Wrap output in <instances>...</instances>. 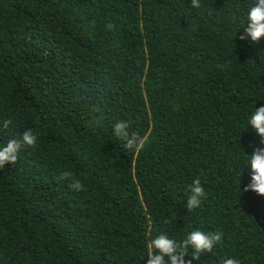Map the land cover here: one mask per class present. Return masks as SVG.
Masks as SVG:
<instances>
[{
	"label": "trees",
	"instance_id": "1",
	"mask_svg": "<svg viewBox=\"0 0 264 264\" xmlns=\"http://www.w3.org/2000/svg\"><path fill=\"white\" fill-rule=\"evenodd\" d=\"M191 3L0 0V147L38 137L0 169V264H146L151 239L195 230L222 240L193 264H264V196L240 189L264 106V38L240 39L255 0Z\"/></svg>",
	"mask_w": 264,
	"mask_h": 264
},
{
	"label": "clouds",
	"instance_id": "2",
	"mask_svg": "<svg viewBox=\"0 0 264 264\" xmlns=\"http://www.w3.org/2000/svg\"><path fill=\"white\" fill-rule=\"evenodd\" d=\"M191 6L199 8L200 0H192ZM245 32L240 36L241 40L251 38V42L259 43L264 38V0H255L253 6L247 13V23ZM12 123L5 120L3 127L7 129ZM254 132L260 136V144L255 146L253 153L248 154V168L250 169L251 180L249 184L241 188V193L254 191L259 196H264V106L256 107L248 120ZM129 124L119 121L114 124V135L122 140L123 147L128 151L139 152L143 150L146 138L136 132H129ZM37 135L32 129H27L19 136L9 139L5 146L0 147V169L6 164L15 165L19 158V152L23 148H33L37 146ZM243 175V174H242ZM58 181H67L70 189L77 192L84 190V184L76 178L71 171L62 170L57 177ZM190 195L186 207L193 211L201 205L205 198V189L199 179L192 181L189 186ZM164 223H169L165 220ZM222 240V233H205L201 230L191 231L185 239L177 241L169 238L167 234L161 233L148 243V253L146 264H193V259L199 261L203 254L212 253L215 245ZM192 249V259H185ZM223 264H240L238 259L229 258Z\"/></svg>",
	"mask_w": 264,
	"mask_h": 264
}]
</instances>
